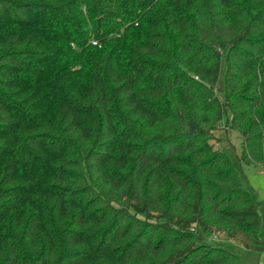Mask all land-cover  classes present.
<instances>
[{
    "label": "trees",
    "instance_id": "1",
    "mask_svg": "<svg viewBox=\"0 0 264 264\" xmlns=\"http://www.w3.org/2000/svg\"><path fill=\"white\" fill-rule=\"evenodd\" d=\"M264 0H0V264H243L263 219Z\"/></svg>",
    "mask_w": 264,
    "mask_h": 264
},
{
    "label": "rangeland",
    "instance_id": "2",
    "mask_svg": "<svg viewBox=\"0 0 264 264\" xmlns=\"http://www.w3.org/2000/svg\"><path fill=\"white\" fill-rule=\"evenodd\" d=\"M216 134L222 140L218 147L226 150L233 167L239 173L244 189L258 206L263 219L264 231V165L255 166L240 162L241 139L233 132L226 134L223 130H220ZM209 243L212 246H220L233 253L243 264H264V253L247 250L240 243L231 241L222 234L215 235L213 238L209 236Z\"/></svg>",
    "mask_w": 264,
    "mask_h": 264
}]
</instances>
